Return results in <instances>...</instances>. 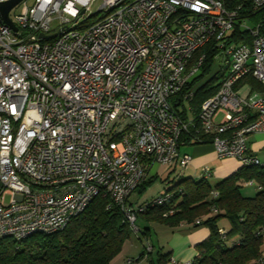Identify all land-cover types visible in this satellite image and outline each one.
I'll list each match as a JSON object with an SVG mask.
<instances>
[{
  "label": "built area",
  "instance_id": "obj_1",
  "mask_svg": "<svg viewBox=\"0 0 264 264\" xmlns=\"http://www.w3.org/2000/svg\"><path fill=\"white\" fill-rule=\"evenodd\" d=\"M92 1L14 6L15 30L0 20V239L57 231L97 195L137 231L129 196L152 163L189 164L181 135L194 119L220 159L260 164L247 141L264 132V95L249 101L235 86L247 75L264 86V35L246 13L264 10V0H101L100 17L75 28ZM235 27L250 40H235ZM207 43L220 84L184 118L193 96L185 87L207 53L192 58Z\"/></svg>",
  "mask_w": 264,
  "mask_h": 264
},
{
  "label": "trees",
  "instance_id": "obj_2",
  "mask_svg": "<svg viewBox=\"0 0 264 264\" xmlns=\"http://www.w3.org/2000/svg\"><path fill=\"white\" fill-rule=\"evenodd\" d=\"M246 11L253 23L260 24L259 31L264 35V10L248 8ZM230 35L235 40H250L249 32L239 27L231 30ZM202 51H206L207 56L199 75L188 82L185 90H188L198 77L207 74L213 65L214 51L209 49V43L200 48L192 60ZM217 74L218 72L202 82L193 92L189 102L191 115L195 116L201 103L217 91L221 79V75L217 76ZM245 81L255 84L252 76L247 75L237 82L236 89ZM182 114L185 118L186 113L183 111ZM192 123L188 131L181 135L185 145L210 143V135L197 132L198 121L194 119ZM195 134L200 140L191 139ZM153 179L154 176L146 178L137 189H143ZM245 181L248 183L251 181L249 184H257L258 191L255 195L249 197L241 193V184ZM169 182L173 181L166 183ZM165 193L170 194L166 203L143 208L146 202ZM109 203L107 197L97 195L83 212L57 231L34 233L21 240L11 237L1 238L0 264H109L120 253L124 242L132 234V229L118 206L111 204L108 207ZM136 207V219L140 215L146 220L158 221L169 226H176L185 221L193 226L208 227V236L195 245L196 255L189 264H249L250 262L262 264L264 261V251H262L264 163L262 162L241 165L215 185H211L206 177L178 179L163 193L156 194ZM214 208L216 211L212 210ZM169 210L172 212L169 213ZM164 213L167 215L164 216ZM198 219L199 223H196ZM221 219L227 220V228L219 224ZM147 254L144 248L143 253L135 258V262ZM159 261L160 264H168L169 258L165 254L160 255Z\"/></svg>",
  "mask_w": 264,
  "mask_h": 264
},
{
  "label": "crops",
  "instance_id": "obj_3",
  "mask_svg": "<svg viewBox=\"0 0 264 264\" xmlns=\"http://www.w3.org/2000/svg\"><path fill=\"white\" fill-rule=\"evenodd\" d=\"M252 79L255 80V84L245 81L237 88L238 93L249 101L264 95V86H261L253 77ZM186 116H191L190 111L186 113ZM247 144L250 154L264 163V132L250 134ZM180 152L191 156V160L185 168H181L176 163L164 164L165 169L158 176L156 169L153 173L156 163L149 165L147 179L151 176H154V178L159 177L164 184H162V188L155 195L163 193L170 186L165 184L167 181H174L171 175L175 174V172L178 173L179 168L181 176L199 179L204 177L202 169L207 167L210 169V174L206 178L209 181H216L230 175L242 165L236 158L220 159L210 143L187 144L181 147ZM164 180L167 181L164 182ZM142 222L144 224L141 223L139 225L138 232L131 234L130 239L124 242L120 253L109 264H124L127 258H137L143 253V249L147 244L151 246L150 252L135 262V264H160V255L164 254L169 259H174L177 264H183L187 260L190 262L196 255L195 245L209 234L207 226H193L185 221L180 222L176 226H169L153 220H142ZM262 264H264V261H262Z\"/></svg>",
  "mask_w": 264,
  "mask_h": 264
},
{
  "label": "rangeland",
  "instance_id": "obj_4",
  "mask_svg": "<svg viewBox=\"0 0 264 264\" xmlns=\"http://www.w3.org/2000/svg\"><path fill=\"white\" fill-rule=\"evenodd\" d=\"M33 2H34V0H22L18 5L15 6L14 11H22L26 6H28V7L31 6L33 4ZM100 3H101V0H93L90 3V5H89L88 10L83 14V16H81V18L78 20V22L75 24L74 27L75 28H80V26L84 25L85 23H91V22L96 21L97 18L100 17V13H95V11L97 10V8L100 5ZM88 11H90L91 14L88 15V18H85V15H87ZM57 25H58V21L57 20L53 21L51 23V27L52 28H56ZM214 74H216V65H215V63L212 65L210 71L207 74H205L202 77H198L192 83V85L190 86L189 90L194 92L202 82H204L207 79H209L210 77L214 76ZM198 75H199V73H198ZM217 76H219V73L217 74ZM155 169L158 171V176H160L162 174V172L164 171V169H165V165L161 164V163H156L155 166H154L153 173L155 172ZM179 172H180V168L178 170V173L175 172V174L171 175L172 178L174 179V181L166 183L165 185H172V183L176 182L178 180V178L184 177V176H181V173H179ZM153 173H151V174H153ZM160 180H161V178H159V177L157 178L156 177V178L153 179V181L151 183L147 184L143 189L134 190L131 193V196H129L130 198H128V202L127 203L129 205H132V206L136 207L140 203H144V201H146L147 199H150L151 197H153V195H155V193L162 188V184L163 183ZM218 181L219 180H216V181L210 180L209 182H210L211 185H215ZM257 191H258V187H257L256 183L249 184L246 181L242 182V184H241V193L243 195L251 197V196L255 195L257 193ZM11 197H12L11 194L6 193L4 195V202L8 203L10 201ZM142 220L145 221L146 219L143 216L138 215L137 219L135 221V225L138 228H139V225L141 223H143ZM219 224L225 226L226 228L228 226V223H227L226 219H221L219 221ZM135 233H136V231H134L132 229V234H135ZM129 239L130 238H128L127 240H129ZM262 250H264V244H262ZM187 262H188V260L186 262H184V263H187ZM249 264H255V263L254 262H250Z\"/></svg>",
  "mask_w": 264,
  "mask_h": 264
},
{
  "label": "water",
  "instance_id": "obj_5",
  "mask_svg": "<svg viewBox=\"0 0 264 264\" xmlns=\"http://www.w3.org/2000/svg\"><path fill=\"white\" fill-rule=\"evenodd\" d=\"M22 0H3L0 1V20L3 21L5 24H7L8 26H10L12 29H16V27L14 26V24L12 23V21L9 18V11L16 6L18 3H20ZM57 34L56 33H52V34H39V36L41 38H49V37H53Z\"/></svg>",
  "mask_w": 264,
  "mask_h": 264
}]
</instances>
